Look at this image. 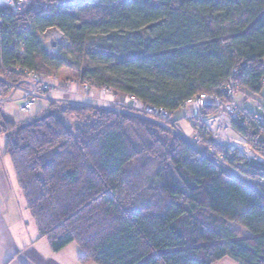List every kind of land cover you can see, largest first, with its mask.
Instances as JSON below:
<instances>
[{
  "label": "trees",
  "instance_id": "trees-1",
  "mask_svg": "<svg viewBox=\"0 0 264 264\" xmlns=\"http://www.w3.org/2000/svg\"><path fill=\"white\" fill-rule=\"evenodd\" d=\"M54 2L47 18L21 15L24 33L0 34L7 81L20 80L10 66L48 77L67 68L81 84L174 113L195 96L218 95L234 69L240 91L263 89L264 0ZM51 29L66 42L55 56L43 41ZM17 40L25 43L21 59L10 46ZM49 111L21 124L0 107V135L40 238L54 252L77 245L80 264H264L257 192L149 122L92 107ZM235 128L264 159V136ZM251 175L264 178V165Z\"/></svg>",
  "mask_w": 264,
  "mask_h": 264
},
{
  "label": "built area",
  "instance_id": "built-area-1",
  "mask_svg": "<svg viewBox=\"0 0 264 264\" xmlns=\"http://www.w3.org/2000/svg\"><path fill=\"white\" fill-rule=\"evenodd\" d=\"M54 1L0 0V4L6 9L0 14V34L11 35L16 29L18 34L24 33L27 23L21 22V15L28 12L36 17L47 18L58 8L59 3ZM10 44L11 47H17L19 59L25 56V43L17 40ZM54 45L48 49V53L56 55L58 49ZM7 72L18 74L20 80L11 83L0 75V107L3 114L6 104L16 103L21 112H30L36 102L43 101L58 107H92L137 118L182 140L226 175L264 198V178L251 175L254 167L264 165V159L253 153L246 138L235 128L236 125L246 130L253 129L264 136V107L256 104L258 112L252 113L237 103L240 92L235 81L238 76L237 69L232 71L218 95L201 94L186 101L179 110L182 112V119L174 117V112L147 106L134 96L123 95L107 88L99 90L101 97L96 98V90L88 83L67 81L62 84L58 76H43L13 66L8 67ZM82 89L85 94L81 93ZM183 120L191 124L190 132L183 128Z\"/></svg>",
  "mask_w": 264,
  "mask_h": 264
},
{
  "label": "crops",
  "instance_id": "crops-1",
  "mask_svg": "<svg viewBox=\"0 0 264 264\" xmlns=\"http://www.w3.org/2000/svg\"><path fill=\"white\" fill-rule=\"evenodd\" d=\"M239 94L243 96L240 106L249 112H258L256 104L264 107V86L259 95L245 91ZM4 114L9 117L6 112ZM182 117L180 114L178 119ZM182 126L191 131L190 123L183 120ZM6 145V136L0 135V264H79L81 250L69 245L56 253L46 239L40 238L19 188L13 164L5 155ZM217 264L237 263L223 259Z\"/></svg>",
  "mask_w": 264,
  "mask_h": 264
},
{
  "label": "rangeland",
  "instance_id": "rangeland-1",
  "mask_svg": "<svg viewBox=\"0 0 264 264\" xmlns=\"http://www.w3.org/2000/svg\"><path fill=\"white\" fill-rule=\"evenodd\" d=\"M180 1H182V0H175L176 3L180 2ZM43 41H44V44H45L47 49H51L52 48L51 46H53V44H56L57 46H59V48H61V47L66 48V42H65L63 34L61 32H58L55 29L48 30L43 35ZM48 54H49V56H55L54 53H51V54L48 53ZM75 75L76 74L74 73V71L67 69V68L62 69L57 73L59 82L62 84L66 83L67 81H75V82L79 83V81L77 80ZM81 93L85 94V90L82 89ZM95 96H96V98L101 97V93L99 92V90L95 91ZM66 97H69V96H66ZM241 102H243V96L239 94L237 97V103L241 104ZM50 105H52V104H49V103L43 102V101H38L35 103L33 109L30 112H21L19 110L18 104H16V103L15 104H6V105H4V107H5L4 111L9 115V117L12 120L19 122L21 124H29V123L35 121L36 119H38L39 117H42L43 115H46L48 112H50L49 111ZM54 106H56V105H54ZM56 107H58V106H56ZM180 114H182V112L179 111L175 114L174 117H178ZM65 122L67 123L69 128H71L72 130L75 129L76 120L73 117L66 116ZM158 136L160 137V140L162 142H172L173 141L172 138L164 135L163 133H160V135H158ZM204 143L208 144V142H204ZM255 155L259 156L257 154H255ZM259 157H261V156H259ZM71 246L80 250L77 245H71Z\"/></svg>",
  "mask_w": 264,
  "mask_h": 264
},
{
  "label": "bare ground",
  "instance_id": "bare-ground-1",
  "mask_svg": "<svg viewBox=\"0 0 264 264\" xmlns=\"http://www.w3.org/2000/svg\"><path fill=\"white\" fill-rule=\"evenodd\" d=\"M252 158H255L254 156H251Z\"/></svg>",
  "mask_w": 264,
  "mask_h": 264
},
{
  "label": "water",
  "instance_id": "water-1",
  "mask_svg": "<svg viewBox=\"0 0 264 264\" xmlns=\"http://www.w3.org/2000/svg\"><path fill=\"white\" fill-rule=\"evenodd\" d=\"M55 46V45H54Z\"/></svg>",
  "mask_w": 264,
  "mask_h": 264
}]
</instances>
